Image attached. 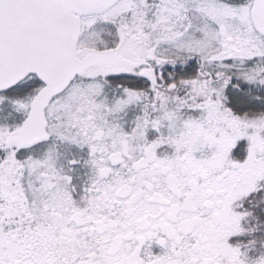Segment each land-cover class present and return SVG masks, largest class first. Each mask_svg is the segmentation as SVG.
Instances as JSON below:
<instances>
[{"label": "snow or ice", "instance_id": "6c2138e0", "mask_svg": "<svg viewBox=\"0 0 264 264\" xmlns=\"http://www.w3.org/2000/svg\"><path fill=\"white\" fill-rule=\"evenodd\" d=\"M0 264H264V0H0Z\"/></svg>", "mask_w": 264, "mask_h": 264}]
</instances>
